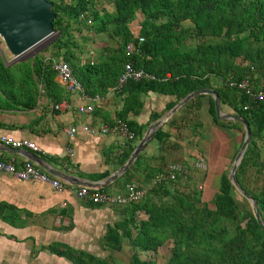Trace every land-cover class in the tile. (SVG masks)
Listing matches in <instances>:
<instances>
[{"label":"trees","instance_id":"trees-1","mask_svg":"<svg viewBox=\"0 0 264 264\" xmlns=\"http://www.w3.org/2000/svg\"><path fill=\"white\" fill-rule=\"evenodd\" d=\"M48 1L53 3L55 36L44 49L47 56L36 55L27 62L7 65L0 53V111L35 109L42 97L52 103L62 100L65 90L55 81L54 60L69 64L89 96H103L113 88L129 60L155 76V80L130 81L119 93L122 107L116 121L126 123L134 139L120 151L106 155L112 158L111 170L88 176L102 180L128 160L149 124L188 94L213 90L219 95L221 110L227 108L250 126V143L236 179L255 199L264 222V103L229 86L247 79L254 93L264 91V0ZM85 31L105 36L96 57L85 58L92 53ZM136 35L143 42L138 45L139 52L128 57L126 47L136 45ZM151 93L170 100L161 113L151 114L149 122L141 125L135 118L144 108V97ZM204 96L209 99L207 110L213 122L238 134L234 160L244 138L243 126L219 121L213 98L199 95L158 129L150 142L156 143L157 155L148 156L149 143L127 172L102 189L123 193L134 183L145 191L143 199L125 207L129 215L126 231L109 227L105 236L104 246L111 251L121 250L123 239L130 241L136 252L129 264H157L158 251L167 242V264H264V229L250 209L242 210L228 169L220 176L213 206L202 200L199 184L204 175L199 177L193 161L202 156L197 147L203 126L200 99ZM184 143L196 153L180 160L187 173L175 180L157 181L168 166L165 155L180 151ZM48 249L72 264H114L66 246L51 245ZM140 253L150 257L144 259Z\"/></svg>","mask_w":264,"mask_h":264},{"label":"crops","instance_id":"crops-1","mask_svg":"<svg viewBox=\"0 0 264 264\" xmlns=\"http://www.w3.org/2000/svg\"><path fill=\"white\" fill-rule=\"evenodd\" d=\"M98 51L100 49L97 48V53ZM96 56L93 54V57ZM12 64L13 62H8V65ZM55 81L58 83L56 78ZM61 94L62 96L64 94L62 100L69 103V110L57 112L53 109V105L57 102L52 103L42 97L35 109L0 111L2 125L0 135L36 144L41 152L23 150L33 152L64 173L82 180L101 181L93 180L88 176L111 170L112 158L108 159L106 155L120 151V147L126 142L118 135L93 136L85 129L115 123L116 113L122 107V98L119 93L108 91L103 95L102 104L93 105L92 113L84 114L78 109L91 105L89 101L82 100L78 94H70L66 91ZM169 100L158 94H149L144 97V108L135 120L141 125H146L150 115L161 113ZM208 106L209 99L206 96L202 97L200 120L203 126L197 148L205 160V156L207 157L209 163L207 156L209 148L217 143L220 145L221 135H225L229 139L225 151L228 153L230 149L233 150L229 158L232 159L238 149V134L216 125L208 113ZM222 111L229 113L227 108ZM70 127H74L77 131L73 137L67 133ZM1 145L3 144L0 143V161L11 163L16 168L31 162L21 154L23 152L19 154L2 151L1 148L5 147ZM156 147V143H153L151 149H148V156L157 155ZM69 151L73 153L72 156H69ZM176 152L182 153L180 159L177 162L166 160L168 165L179 164L181 158L195 153L193 149L185 147L180 151L168 152L165 159L167 155ZM106 163L110 164L106 165ZM58 180L62 188L56 190L48 184L20 181L0 173V264H72L67 259L52 254L48 249L51 245L70 247L101 259L111 260L114 264H129L136 251L131 247L128 239H123V247L119 251H111L104 246L109 227L121 233L127 225L129 218L125 209L127 205H96L88 200L78 199L75 192L81 186L75 182ZM106 193L123 194L125 191L123 193L106 191ZM132 234L135 235L133 230Z\"/></svg>","mask_w":264,"mask_h":264},{"label":"water","instance_id":"water-1","mask_svg":"<svg viewBox=\"0 0 264 264\" xmlns=\"http://www.w3.org/2000/svg\"><path fill=\"white\" fill-rule=\"evenodd\" d=\"M55 14L53 13V3L48 0H0V39L4 43V52L11 60L14 61L20 56L45 41L54 34L53 21ZM199 95H209L213 98L215 114L219 121H233L240 123L244 129V138L242 144L234 158L228 179L234 189L251 205L252 214L257 224L264 229V222L260 215L255 199L247 194L240 186L236 179V171L240 165L245 151L250 143L251 131L246 120L238 115L225 113L221 110L219 95L217 92L210 89L196 90L188 94L170 111L163 115L158 120L152 122L140 141L133 149L128 160L120 166L116 171L101 181H87L73 177L64 173L52 165L47 163L42 158L38 157L33 152L27 150L13 149L5 145L1 148L2 151H10L24 155L29 161L33 162L46 173L68 183H74L78 186H87L91 189H104L115 182L121 175L127 172L133 165L135 160L144 151L145 147L153 140L158 129L182 106L191 99ZM20 154V153H19ZM78 180V181H77ZM81 180V181H79Z\"/></svg>","mask_w":264,"mask_h":264},{"label":"built area","instance_id":"built-area-1","mask_svg":"<svg viewBox=\"0 0 264 264\" xmlns=\"http://www.w3.org/2000/svg\"><path fill=\"white\" fill-rule=\"evenodd\" d=\"M136 37L138 39L136 45L131 43L126 47V55L128 57H131L133 54L139 52L138 45L143 42V38L138 37V35H136ZM52 68L55 72V78L67 93L78 94L82 100H86L91 103V105L87 107H80L78 109L80 113L90 114L93 111V105L99 106L100 104H102V102L104 101V96L87 95L83 85L74 77L68 63L60 60H54L52 63ZM168 77L169 75H167V78ZM142 80H155V76L147 73L141 68L134 67L133 62L129 60L127 63H125L123 71L117 79L116 85L113 88H110L108 91L113 93H120L128 82H139ZM229 86L243 91L254 101L264 103V91L260 90L254 93L247 79L238 82H231L229 83ZM53 109L57 112H63L69 110L70 105L67 101L62 100L60 102L55 103L53 105ZM244 109L246 110L247 106L244 107ZM85 131H88L89 134L93 136L118 135L125 142L132 141L134 139V134L132 131L129 130L126 123L119 120L115 121V123H113L112 125H103L99 128L88 127L85 129ZM76 132L77 131L74 127H70L67 131L70 137H73ZM0 143L13 149H28L34 152L42 151L36 144L32 142L24 140H14L10 137L3 135H0ZM72 154L73 153L69 151V156H72ZM194 169L206 171L207 165L203 157H199L196 160V162L194 163ZM0 173L4 175H9L20 181H36L48 184L56 190L62 188V185L60 184L58 179L53 178L39 167L34 166L32 162H26L23 166L16 168L11 163L0 161ZM181 173H187L186 169L181 164L173 163L168 165L165 172L158 176L157 181H161L163 179L175 180L176 177ZM201 188L202 187L200 186L199 189ZM75 194L78 199L88 200L89 202L96 205L112 204L124 206L131 202L143 199L145 196V191L139 189L136 184L132 183L127 185L125 193L123 194H111L100 190H92L86 186L79 187L76 190Z\"/></svg>","mask_w":264,"mask_h":264},{"label":"rangeland","instance_id":"rangeland-1","mask_svg":"<svg viewBox=\"0 0 264 264\" xmlns=\"http://www.w3.org/2000/svg\"><path fill=\"white\" fill-rule=\"evenodd\" d=\"M104 7L107 8L108 5H104ZM83 34L87 35V37H89L91 39L88 41V47H89V49H91L92 53L87 54L85 56V58H88V56L93 57V54L96 56L97 55V48L101 49L100 44L105 43V36L89 34V33H86V31L83 32ZM54 36L55 35L53 34L51 37H49L45 41L41 42L40 44H38L37 46H35L34 48H32L31 50H29L28 52H26L25 54H23L22 56H20L18 59L14 60V61H10L11 59L9 57H7V55L5 54L4 43L0 39V53L3 56L7 65H8V62H10V63L13 62V64L14 63H20V62H27V61L33 59L36 55H42L43 54L45 56L46 54L44 53V49L50 44V42L53 40ZM221 139H222V142L220 145H218V143H217V145H212L209 148L207 156L209 158L210 166H209L207 157L205 156V158H206L205 161H206V165H207L206 171H200V170L197 171L198 175L201 174V176H199L200 178L202 177V175H204V181L199 184V187L200 186L202 187L200 190L202 200L207 202L210 207L213 206L214 196L218 192L220 173L224 170H227V169H228V172H230L232 164H233L232 161H234L233 158L229 159L233 150L230 149L228 153L225 151L226 150V143H227V141H229L228 137H226L225 135H221ZM237 140L239 141L238 138H237ZM153 143H155V142H152L149 144L148 149L153 145ZM185 147L192 149V147L191 146L189 147L188 145H186V143H184L182 145V148H185ZM261 149H262V157L264 159V148L262 147ZM181 155H182L181 152H176V153H173L172 155H167L166 160L168 162H177L180 159ZM187 156H190V155H187ZM195 162L196 161H193V163H195ZM235 197H236L237 201L240 203L243 211H247L249 209L251 210L250 203H248V202L245 203L244 200L240 198V197H242L240 194L237 193V195H235ZM169 255H170V242L169 243L167 242L158 251V256L156 258L157 264H167L166 260L169 258ZM141 257L144 259H148L150 256H149V254L141 253Z\"/></svg>","mask_w":264,"mask_h":264}]
</instances>
